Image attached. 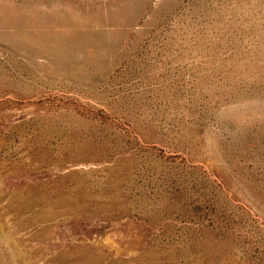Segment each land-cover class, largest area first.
Segmentation results:
<instances>
[{"label":"rangeland","instance_id":"1","mask_svg":"<svg viewBox=\"0 0 264 264\" xmlns=\"http://www.w3.org/2000/svg\"><path fill=\"white\" fill-rule=\"evenodd\" d=\"M0 264H264V0H0Z\"/></svg>","mask_w":264,"mask_h":264}]
</instances>
